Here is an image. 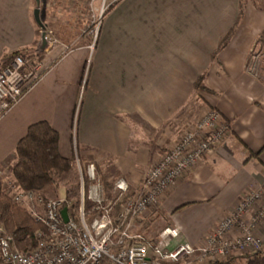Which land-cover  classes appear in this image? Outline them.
Here are the masks:
<instances>
[{"label": "crops", "instance_id": "0c3cea01", "mask_svg": "<svg viewBox=\"0 0 264 264\" xmlns=\"http://www.w3.org/2000/svg\"><path fill=\"white\" fill-rule=\"evenodd\" d=\"M40 4L43 0H0V70L18 50L41 53L43 29L34 16ZM239 15L231 40L213 59ZM263 29L264 10L252 2L241 6V0L113 1L93 50L83 45L63 52L57 45L44 53L39 58L41 78L0 118V177L11 176L18 142L41 120L59 132V149L67 158L76 150L84 161L102 167L143 169L157 155L148 143L134 142L131 119L139 117L169 139L172 132L166 126L195 103L194 83L205 74L213 92H204L203 98L225 116L231 132L152 210L154 218L169 219L165 228H179L171 248L179 242L203 244L249 190L264 189V79L247 71L250 47ZM259 204L264 205V190ZM151 218L134 222L132 233L155 241L136 231L138 225L145 229Z\"/></svg>", "mask_w": 264, "mask_h": 264}, {"label": "built area", "instance_id": "2783aa9c", "mask_svg": "<svg viewBox=\"0 0 264 264\" xmlns=\"http://www.w3.org/2000/svg\"><path fill=\"white\" fill-rule=\"evenodd\" d=\"M106 2L103 0L101 14ZM43 32L47 52L58 39L47 28ZM97 32L98 29L95 38ZM253 58L257 62L258 57ZM90 61L85 67L82 89L87 83ZM7 62L0 70V118L43 74L42 63L28 56L16 55ZM230 132L228 121L218 111L211 110L148 170L137 192H132L127 180L118 179L117 192L110 199L97 179L95 164H89L86 173L92 184L86 188L82 182L75 210L66 198H48L24 191L12 176L6 177L5 183L14 192L15 202L26 207L44 229L37 232L36 246L23 251L0 222V264H173L191 256L215 261L230 259L245 250L250 254L261 251L264 241L254 232L264 224V205L259 204L263 188L249 190L201 245L179 242L171 248L172 240L180 233L177 227L166 228L158 241L132 233L133 223L141 221L148 209L158 207L163 193L223 144ZM79 167L82 173L81 164ZM87 201L91 202L90 209ZM64 208L69 216L67 222L62 215ZM236 227L242 230L240 236L231 235Z\"/></svg>", "mask_w": 264, "mask_h": 264}, {"label": "rangeland", "instance_id": "374dc122", "mask_svg": "<svg viewBox=\"0 0 264 264\" xmlns=\"http://www.w3.org/2000/svg\"><path fill=\"white\" fill-rule=\"evenodd\" d=\"M113 0H107L106 2V9L101 14V10L103 8V0H43V4L39 5L40 8V16L45 28L52 31L55 37L58 39V42L50 47L49 50H52L55 46L59 45L63 52H68L70 50L76 49L83 45H88L90 48L91 46H95V38L96 30L97 37L100 29V25L103 21V17L106 12L109 10ZM115 1V0H114ZM259 4L264 6V0H258ZM243 4L247 2H251L250 0H242ZM110 3V4H109ZM94 48V47H93ZM93 48L91 50H93ZM254 49V43L250 47V55L248 60L247 71L254 76L258 75L259 66L257 67V63L255 62V58H253L252 51ZM48 52V51H47ZM46 53L44 47H42V51L39 54V58ZM11 56H8L6 60H8ZM260 73L264 78V56H262ZM40 62L41 60L38 59ZM88 62V60H87ZM257 62H259V58H257ZM91 63V61H90ZM263 70V71H262ZM259 76V75H258ZM194 89V87H193ZM204 91H193V95L191 97V101L195 103L191 104V106L187 107V110H183L181 112L179 119L171 120L170 123L166 126L168 129L171 130L172 134L170 138L166 137L164 134L161 133L162 130H153L149 127L145 126V123L142 122L139 117H135L131 119L133 128L135 130V134L133 136L134 142L143 141L148 143L149 147L151 148L152 152L156 154L155 157H151V161H149L143 169L137 167H131V169L126 171L119 170L118 167L113 166H105L102 167L98 165L97 170V163L91 160H83L82 157L77 153L75 150L73 157V169L62 176L60 178L59 183L57 186L52 187L47 193L45 197L48 198H70V201L73 203V209L75 210L80 201L81 197V190H82V182L88 185L92 182L89 181L88 175L86 170L89 164L94 163L96 166V175L98 181L101 184V188L104 191L106 197L113 198L117 190L115 189V183L118 179H125L131 184V190L133 193L138 191L139 184L141 183L142 179L145 177L146 173L150 168H153L157 164V162L161 159L165 152H167L177 141L181 138V136L190 129H193L198 122L204 115H206L211 110L218 111L224 118L225 116L213 105L208 103L206 99L203 98ZM82 99V94L80 95V101ZM79 110V108H78ZM226 119V118H225ZM227 120V119H226ZM78 123V112L76 111L75 119H74V132H76V127ZM229 123V122H228ZM144 124V126L142 125ZM142 126V127H141ZM146 129V132H145ZM138 134V135H137ZM137 135V138H136ZM176 137V138H175ZM175 138V141L173 139ZM168 139V140H167ZM170 143H168V141ZM158 141L164 142L161 146L158 145ZM222 145V144H221ZM135 151V150H134ZM80 164L82 167V173L80 170ZM100 172L98 173V171ZM134 170V171H133ZM83 174V175H82ZM10 175V174H9ZM3 178L4 183V190L10 197H13V191L9 188V183H5L7 181L5 175H1ZM12 178V177H11ZM84 181H83V180ZM105 183H108L109 187L106 188ZM172 187V186H171ZM8 190L10 192H8ZM168 190V189H167ZM166 190V191H167ZM165 191V192H166ZM164 192V193H165ZM163 193V194H164ZM87 208H91V205ZM153 209H148L145 212L144 217L148 215V218H151L150 215L153 217L149 221V225L143 229L141 226H137L136 231H142L143 233H147L149 238L152 240H158L161 237L162 232L166 229L164 225H170L169 219L166 217H162L163 220H158L160 216L154 218L155 215L152 214ZM162 216V215H161ZM264 224L257 227L256 231L254 232L256 237L261 238L264 241ZM165 229H164V228ZM172 227V226H171ZM139 228V229H138ZM169 228V227H167ZM242 234V230L240 227H236L231 231V235L233 236H240ZM247 250L244 252H240L236 256L239 255H247ZM235 257V256H233ZM231 257V258H233ZM198 256H191L185 257L181 261L173 264H205L209 261L207 260H199Z\"/></svg>", "mask_w": 264, "mask_h": 264}, {"label": "trees", "instance_id": "16d2710c", "mask_svg": "<svg viewBox=\"0 0 264 264\" xmlns=\"http://www.w3.org/2000/svg\"><path fill=\"white\" fill-rule=\"evenodd\" d=\"M250 1L258 9L264 10V6L259 4L258 0ZM242 3L241 0V6ZM240 12L242 13V8ZM240 17L239 15L237 23L221 38L218 48L212 55L213 59H217L218 52L231 40L240 22ZM16 55L28 56L35 61L39 59V54L29 55L24 49L18 50L10 56L12 58ZM252 55L259 58V62H256L257 67L259 66L257 73L262 77L260 64L263 60L262 56H264V29L258 34L254 42ZM205 79V74L199 75L194 83V90L212 93L213 91L206 85ZM59 139V132L46 120L35 122L29 126L26 135L20 139L16 146V162L11 170L12 178L22 190L44 195L52 187L57 186L64 174L73 169V158H67L61 154ZM3 182V178L0 177V222L6 231L14 237L19 249L31 250L37 244V232L44 229V225L35 220L26 207L16 203L14 198L6 193ZM105 185L106 188L109 187L108 183ZM66 200L70 201V198L67 197ZM87 205L90 206L91 202L87 201ZM205 264H264V249L227 260L209 261Z\"/></svg>", "mask_w": 264, "mask_h": 264}, {"label": "water", "instance_id": "95a60500", "mask_svg": "<svg viewBox=\"0 0 264 264\" xmlns=\"http://www.w3.org/2000/svg\"><path fill=\"white\" fill-rule=\"evenodd\" d=\"M38 1V4L40 3V0H37ZM34 16H35V19L37 21V23L42 27L43 30H45V25L43 24L42 20H41V16H40V8L37 7L34 11ZM46 45V41H45V33L43 32V46L42 47H45ZM62 215H63V218H64V221L67 222L69 220V216H68V212H67V208H64L62 210Z\"/></svg>", "mask_w": 264, "mask_h": 264}]
</instances>
